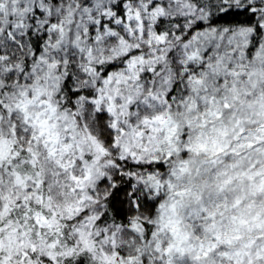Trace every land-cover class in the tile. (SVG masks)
<instances>
[{
  "label": "snow or ice",
  "instance_id": "snow-or-ice-1",
  "mask_svg": "<svg viewBox=\"0 0 264 264\" xmlns=\"http://www.w3.org/2000/svg\"><path fill=\"white\" fill-rule=\"evenodd\" d=\"M0 264H264V0H0Z\"/></svg>",
  "mask_w": 264,
  "mask_h": 264
}]
</instances>
